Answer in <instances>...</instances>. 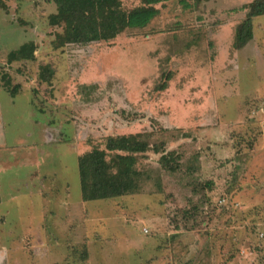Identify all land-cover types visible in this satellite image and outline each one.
<instances>
[{"label": "rangeland", "instance_id": "rangeland-1", "mask_svg": "<svg viewBox=\"0 0 264 264\" xmlns=\"http://www.w3.org/2000/svg\"><path fill=\"white\" fill-rule=\"evenodd\" d=\"M80 1L1 0L0 264H264V16L234 46L253 0H168L148 27L86 45L64 23L96 31ZM29 42L36 60L8 64ZM139 133L178 170L150 151L140 193L83 202L79 156Z\"/></svg>", "mask_w": 264, "mask_h": 264}, {"label": "trees", "instance_id": "trees-1", "mask_svg": "<svg viewBox=\"0 0 264 264\" xmlns=\"http://www.w3.org/2000/svg\"><path fill=\"white\" fill-rule=\"evenodd\" d=\"M57 3L60 0H52ZM63 3V0H61ZM78 1V0H77ZM80 1V5L83 4ZM168 0H141V6L132 10H125L122 0H94L96 5V31L85 33V26L89 25L86 15L83 20L73 17L74 14L63 17V10L55 17L54 23H59L64 19L67 29V41L73 44L86 45L95 42H108L116 39L119 35L130 29H144L158 17L160 11L157 5ZM194 6L211 0H192ZM185 9H190L193 5L189 0H180ZM0 4L2 2L0 0ZM5 7V6H2ZM246 10L245 20L237 27L234 46L236 49H243L254 37V20L264 16V0H253L243 7ZM54 19V16L52 17ZM87 22V23H85ZM83 31V32H81ZM36 45L34 42L22 44L18 49L12 50L7 57L8 64L23 61L36 60ZM48 68H42L40 78L50 82L53 73ZM10 82L8 76L3 77ZM168 83L164 82L158 88L163 91ZM18 86L11 95L18 94ZM9 91V90H8ZM165 129V128H164ZM169 132L168 129H165ZM151 134H131L111 136L107 139L106 149H93L91 152L84 153L78 158L80 187L83 202H94L112 200L127 195H135L142 191L144 173L137 168L138 158L150 151L155 154H162L161 165L169 172L178 170L177 153L175 151L165 152V144L152 145L149 137ZM206 185V186H205ZM204 188L208 192L213 190L214 183L208 181ZM1 203V199H0ZM195 212H198L195 206Z\"/></svg>", "mask_w": 264, "mask_h": 264}]
</instances>
